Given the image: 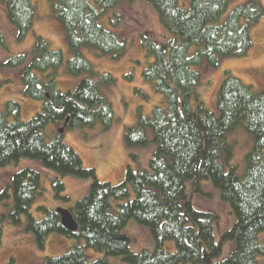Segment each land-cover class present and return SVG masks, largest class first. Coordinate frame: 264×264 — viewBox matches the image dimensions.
Wrapping results in <instances>:
<instances>
[{"label":"trees","instance_id":"trees-1","mask_svg":"<svg viewBox=\"0 0 264 264\" xmlns=\"http://www.w3.org/2000/svg\"><path fill=\"white\" fill-rule=\"evenodd\" d=\"M48 1L51 13L63 23L72 55L65 60L61 50L51 49L34 34L28 62L27 53H20L3 63L6 67H22L23 93L40 101L41 110L29 120L20 121V104L10 100L0 111V167L21 158L39 161L55 173L51 187L55 197L64 201L69 200L63 194L64 177L89 179L91 184L69 208L77 226L75 232L62 227L56 210L38 207L43 215L39 220L30 213L33 200L42 190L38 171L24 168L14 172L0 191V202L12 192L14 205L8 216L18 224L20 216L26 215L25 228L40 249L45 248L50 234L76 241L63 254L46 257L43 264H108L110 256H119L127 264H259L257 256L264 254V240H259L264 232V90L254 92L225 70L216 111H212L197 92L201 74L194 67L202 63L217 67L223 57L245 55L251 46L250 28L264 15V9L249 0L236 5L218 22L228 0H190L186 7L179 6L178 0H142L151 4L165 33V38L158 40L146 31L139 32L140 46L152 58L142 69L143 82L162 100L150 116L142 115L138 107L136 123L125 128L123 139L128 148L154 142L156 149L148 169L129 166L124 181L111 184L99 181L94 169L83 167L79 154L62 142L59 127L66 118L64 130L98 123L106 130L112 125L113 107L102 88L114 79L109 73L94 71L82 55V47H92L99 55L114 60L120 58L124 40L99 18L118 4L125 6L135 0ZM0 3L16 39L22 41L37 17L35 1ZM120 16L114 12L113 28ZM0 45L6 48L1 34ZM61 65L71 75H85L67 93L57 88ZM238 126L254 141L241 177L234 166L225 169L233 155L227 135ZM203 181L219 190L221 200L235 217L232 227L218 241L213 234L217 214L194 208L186 191V183L192 182L194 192L205 193ZM130 219L149 230L154 244L151 249L138 253L130 250L129 237L123 231ZM1 227L2 223L0 240ZM169 240L174 242L173 252L164 247ZM227 240L233 241L234 247L227 258L218 260ZM87 248L104 255L87 263Z\"/></svg>","mask_w":264,"mask_h":264},{"label":"rangeland","instance_id":"rangeland-1","mask_svg":"<svg viewBox=\"0 0 264 264\" xmlns=\"http://www.w3.org/2000/svg\"><path fill=\"white\" fill-rule=\"evenodd\" d=\"M33 1L37 6V17L32 29L22 41L16 39L14 27L7 22L4 6L0 3V34L6 41V48L0 45V111L6 109L8 101H17L20 104L18 118L20 121H27L35 116L41 110V102L31 99L23 93L22 67H6L3 66V63L10 56L20 53H27L26 61L28 62L32 56L30 50L34 43V34L41 36L51 49L61 50L65 60L72 55L63 23L51 13L49 1ZM248 1L228 0L227 8L218 22L223 21L236 5ZM254 1L264 9V0ZM189 3L190 0H178V5L181 7H186ZM114 12L121 15L119 24L115 28L111 23L114 19ZM99 22L112 31L116 30L114 32L119 33V38L125 42L124 54L117 60L112 59L109 55H99L92 47H82V55L90 62L92 69L98 73H109L114 79L112 82L104 84L102 88L103 95L112 104L114 121L106 130L102 129L99 123L94 127L75 126L66 129L63 131L61 140L79 154L84 168L94 169L99 181L118 184L124 181L129 166L134 170L148 169V161L156 149L154 142H149L145 146L128 148L125 146L123 134L126 127L136 123L138 107H140L142 115L150 116L152 109L160 105L162 100L160 94L153 92L149 85L143 82L142 69L152 58L144 54L140 46L139 32L146 31L158 40H163L165 33L151 4L142 0H135L125 6L118 4L115 8L107 10L99 18ZM250 36L251 46L245 55L223 57L217 67H206L204 63L194 67L201 74L197 92L208 109L216 111L219 86L225 70H228L244 85L251 86L254 92L258 93L264 90V15L251 26ZM84 76L71 75L67 72L66 66L61 65L56 75L57 88L62 93L72 91L75 89L76 83ZM148 134L151 137L150 131ZM227 139L233 146V155L229 160L230 165H225V169L229 170L230 166H234L235 173L241 177L245 173V157L253 146V137L243 127L238 126L227 135ZM130 154L136 155V158H132ZM24 168L36 170L40 174L41 194L35 197L29 210L37 220L43 217L38 211V207L44 206L53 210L69 209L89 190V187L85 185L83 187L78 182L87 183V186L91 184L89 179L64 177L65 191L63 194L69 197L68 201H64L55 197L51 187V180L55 173L35 159L21 158L17 162L0 167V191L8 185L14 172ZM201 184L205 193L194 192L192 182L186 183V191L192 199L194 208L211 210L217 214L218 218L214 221L213 234L218 241L221 235L232 227L235 217L230 212L229 205L221 200L217 188L209 181H203ZM131 197H133L132 191ZM115 204L116 202L112 200V205L115 206ZM13 205L14 198L10 191V197L0 202V224L2 223L0 264H43L46 257L59 256L76 244L72 238L50 234L46 240L45 248L40 249L33 234L25 228L26 215L20 216V223H12V219L8 215L12 211ZM123 231L129 237V247L134 253H138L142 249H151L154 245L149 230L137 224L133 219L128 220ZM259 240H264V232L259 234ZM79 242L83 244L82 240ZM164 247L170 248L173 252L174 242L166 241ZM233 247V241H225L218 260L227 258ZM85 254L87 263L104 255L103 252L91 248L85 249ZM257 259L259 264H264V254L258 255ZM108 264L127 263L122 261L119 256H110Z\"/></svg>","mask_w":264,"mask_h":264},{"label":"water","instance_id":"water-1","mask_svg":"<svg viewBox=\"0 0 264 264\" xmlns=\"http://www.w3.org/2000/svg\"><path fill=\"white\" fill-rule=\"evenodd\" d=\"M68 122V118H66L64 124H63V127L66 126ZM59 128V132L60 133H63L64 131V128ZM56 212L58 213V215L60 216V222H61V225L62 227L68 231V232H75L77 230V226H76V223L72 217V214L70 212L69 209L67 208H58L56 209Z\"/></svg>","mask_w":264,"mask_h":264},{"label":"crops","instance_id":"crops-1","mask_svg":"<svg viewBox=\"0 0 264 264\" xmlns=\"http://www.w3.org/2000/svg\"><path fill=\"white\" fill-rule=\"evenodd\" d=\"M80 185H82L83 187H84V185L86 186V187H89V186H87V183H84V182H78ZM84 189H86V188H84ZM88 189V188H87Z\"/></svg>","mask_w":264,"mask_h":264}]
</instances>
